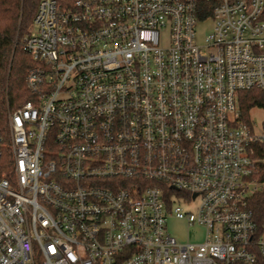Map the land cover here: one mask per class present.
I'll return each mask as SVG.
<instances>
[{"label":"built area","instance_id":"built-area-1","mask_svg":"<svg viewBox=\"0 0 264 264\" xmlns=\"http://www.w3.org/2000/svg\"><path fill=\"white\" fill-rule=\"evenodd\" d=\"M22 46L35 65L0 123V264H264L249 207L264 0H38ZM171 216L202 239L179 241Z\"/></svg>","mask_w":264,"mask_h":264},{"label":"trees","instance_id":"trees-1","mask_svg":"<svg viewBox=\"0 0 264 264\" xmlns=\"http://www.w3.org/2000/svg\"><path fill=\"white\" fill-rule=\"evenodd\" d=\"M38 0H0V123L5 119L8 107L15 109L31 98L25 85V75L35 62L23 50L22 39L29 31ZM200 15L202 20L209 13ZM243 120L246 121L254 105H263L258 89L243 91L239 101ZM264 158V153L261 154ZM259 178L264 179V163ZM249 207L258 222L264 220V189L255 193Z\"/></svg>","mask_w":264,"mask_h":264},{"label":"rangeland","instance_id":"rangeland-1","mask_svg":"<svg viewBox=\"0 0 264 264\" xmlns=\"http://www.w3.org/2000/svg\"><path fill=\"white\" fill-rule=\"evenodd\" d=\"M212 22L207 19L197 26V36L201 40L204 35L211 29ZM253 119L254 126L260 129V124L264 118V110L256 109L250 112ZM168 231L178 238L181 242L186 241H200L203 236V228L200 226L188 225L183 220L176 219L175 217H169L167 222Z\"/></svg>","mask_w":264,"mask_h":264}]
</instances>
